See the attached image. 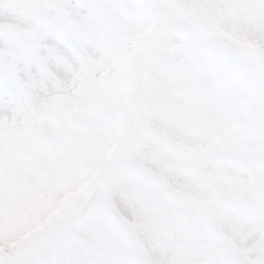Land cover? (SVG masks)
I'll use <instances>...</instances> for the list:
<instances>
[{
  "label": "snow or ice",
  "instance_id": "snow-or-ice-1",
  "mask_svg": "<svg viewBox=\"0 0 264 264\" xmlns=\"http://www.w3.org/2000/svg\"><path fill=\"white\" fill-rule=\"evenodd\" d=\"M0 264H264V0H0Z\"/></svg>",
  "mask_w": 264,
  "mask_h": 264
}]
</instances>
